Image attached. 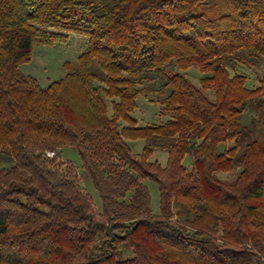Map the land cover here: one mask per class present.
I'll use <instances>...</instances> for the list:
<instances>
[{
  "label": "trees",
  "instance_id": "16d2710c",
  "mask_svg": "<svg viewBox=\"0 0 264 264\" xmlns=\"http://www.w3.org/2000/svg\"><path fill=\"white\" fill-rule=\"evenodd\" d=\"M70 33L88 44L63 78L43 87L21 73L34 46ZM261 62L264 0H0V264H264V77L250 88L231 72ZM155 83L169 117L141 126L136 100Z\"/></svg>",
  "mask_w": 264,
  "mask_h": 264
},
{
  "label": "rangeland",
  "instance_id": "374dc122",
  "mask_svg": "<svg viewBox=\"0 0 264 264\" xmlns=\"http://www.w3.org/2000/svg\"><path fill=\"white\" fill-rule=\"evenodd\" d=\"M87 44L88 38L86 36L70 33L67 41L64 43H57L55 45H36L33 48L31 61L22 64L20 66V71L24 75L35 77L41 86L47 87L52 82L60 80L66 75V63H69L72 69L77 66L78 57L86 50ZM166 72H168V69ZM231 72L232 74L235 72L246 74L249 79V87L255 88L259 85V80L264 77V62L250 67L241 65L234 71L231 69ZM185 74L197 86L200 85V79L204 75L195 67L189 68ZM146 86L150 88L147 84ZM159 88L158 83H155L151 86L152 91H150L149 97H144L143 95L138 96L136 100L137 107L132 115L138 120L139 125L161 124L168 119L169 116L164 113L163 105L159 101V96L157 94ZM206 94L211 100H214L215 95L213 91H207ZM110 101L111 100L108 99L109 113L111 114L112 109ZM256 117L257 114L254 111L246 110L243 116V123L249 125ZM128 142L133 153H140L145 145L143 139L129 140ZM233 145L234 142L228 141L220 145V150ZM58 155L61 160L71 163V170L69 171L72 173L70 172V174L75 176L83 190L90 196L95 208L101 210L102 203L98 191L89 179H84L83 177V162L78 151L72 147H64L58 150ZM151 160H157L165 166L167 162V153L157 150L154 152ZM183 163L190 169L193 165V157L191 155H186ZM240 169V167H236L230 172H220L218 176L225 180H233L236 178ZM145 184L150 192L152 212L158 214L160 213L158 185L152 180H145Z\"/></svg>",
  "mask_w": 264,
  "mask_h": 264
},
{
  "label": "built area",
  "instance_id": "2783aa9c",
  "mask_svg": "<svg viewBox=\"0 0 264 264\" xmlns=\"http://www.w3.org/2000/svg\"><path fill=\"white\" fill-rule=\"evenodd\" d=\"M47 156H48V157H51V158H52V157H55V156H56V152H55V151H48V152H47Z\"/></svg>",
  "mask_w": 264,
  "mask_h": 264
}]
</instances>
